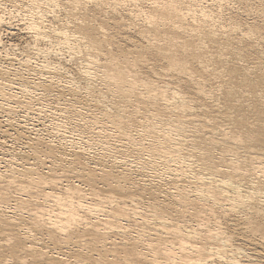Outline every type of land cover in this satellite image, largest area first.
Returning <instances> with one entry per match:
<instances>
[{"label": "bare ground", "instance_id": "obj_1", "mask_svg": "<svg viewBox=\"0 0 264 264\" xmlns=\"http://www.w3.org/2000/svg\"><path fill=\"white\" fill-rule=\"evenodd\" d=\"M9 1L12 18H25L22 34L28 35L29 42L25 41L20 55L13 52L17 45L10 46L12 51L0 50V262L208 264L213 257L225 260L224 247H228L231 264H244L236 258L243 251L231 245L233 238L221 228L222 224L206 231L198 228L185 231L183 221L176 219V222L171 213L176 205L178 210L174 212L180 217L187 209L193 211L190 214L193 216L203 214L198 204L210 193L234 204L245 203L250 213L243 212L244 224L264 241V217L260 215L264 212L254 198L256 194L264 195L260 183L242 193L235 187L242 159L240 162L236 158L227 171L217 170L210 161L211 149L220 146L228 153L247 152L264 166V91L256 89L264 83V55L252 67L241 64L253 43L262 44L264 54V22L247 23L236 14L224 20L230 26L227 30L222 26L223 5L214 4L223 0H210L206 5L203 0H150L145 9L138 4L142 0ZM127 1L138 2L134 18L142 17V22L135 25L136 34L147 46L139 42L132 48H124L116 42V31L125 26V18L117 9ZM257 1L264 9V0ZM2 6L7 7L5 0H0ZM4 20L0 14V26ZM215 23L219 29L211 25ZM236 32L241 34L237 36ZM0 45L4 46L1 37ZM29 50L35 51L38 58H29L26 55ZM64 52L68 57L81 56L84 66L78 72L80 79L63 80L65 75H58L60 70L68 71L62 64ZM156 59L165 61L166 73H177V83L161 86L149 77L155 69L147 70V63ZM209 72L213 79L219 80L223 107L236 109L232 104L239 101L241 93L246 94L248 102L255 100L263 106L257 110L255 104H249L246 112L250 117L233 109V117L228 116L232 128L224 129L219 140L204 138L202 129L214 122L211 124L206 106L197 105L193 99L196 94L188 89L190 83L194 84L197 94L204 95L202 79ZM149 91L155 95L148 100ZM168 91L173 93L171 97ZM82 93L93 103L88 116L82 107H77ZM157 97H163V101L159 102ZM198 106L203 107L199 112ZM34 111L56 120L54 123L49 119L51 137L49 133L47 138H42L44 134L36 137L38 130L33 123H14L15 115L22 113L28 117ZM200 116L204 119L196 121ZM245 117L257 124L245 128ZM190 125L191 136H184ZM90 128L93 133L85 134ZM130 129L135 131L134 135L128 134ZM116 131L126 137L127 146L144 150L146 160L137 156L133 161L128 157L118 161L116 154L121 151L113 148L109 140H98L100 148L94 151L80 135L94 139L100 135L111 140ZM6 136L25 141L24 154L6 148ZM176 139H185V145ZM5 157L8 159L4 160ZM29 158L32 162H28ZM47 161L50 165L45 167ZM156 162L164 165L161 173L167 174L161 181L169 180L172 187L176 185L175 179L181 177L199 183L195 184L197 187L194 185V191L188 190L193 196L188 191L186 194L177 191L175 196L168 195L159 202L151 193L157 191L153 185V188L136 185L139 176L136 174L154 168ZM193 166L200 171L196 172ZM259 170L264 179V167ZM229 190L235 191L234 197H228ZM233 208L230 205L222 214ZM214 217L220 220V215ZM132 219L139 224L135 236H131ZM156 228L167 231L171 239ZM114 236H120L121 240L115 242ZM38 237L40 245H36ZM62 248L70 250L67 254L73 255L72 262L69 255L60 252ZM92 251L97 252L96 259L89 255Z\"/></svg>", "mask_w": 264, "mask_h": 264}, {"label": "rangeland", "instance_id": "obj_2", "mask_svg": "<svg viewBox=\"0 0 264 264\" xmlns=\"http://www.w3.org/2000/svg\"><path fill=\"white\" fill-rule=\"evenodd\" d=\"M5 1L7 3V7L2 6L0 8V14H2V16H4V19H5L4 23L2 24L3 26L2 25H1L2 27L0 26V29H1L0 30L1 31L0 37H1L2 43L4 45L3 47L0 45V50H3V49L6 50L8 48V51H9V49H11V51H12L13 47H10V46L17 45V46H15L16 49H14L13 52H15L16 54L20 55V54L23 53V51L21 49H24V47L27 44V43H25V41L29 42L28 35L22 34L24 32L22 24L24 23V19L25 18L24 17L12 18V16L14 14H12L13 11H12V8L10 7L11 3H10L9 0H5ZM130 2L131 1H127L125 6L119 7L117 9L118 12L120 13V15L123 18H125V26L120 27L118 29V31H116V32L119 33V34L118 33L115 34V37H116V40H117L116 42H118L120 45L122 44V46L124 45L123 46L124 48L125 47L126 48H132L133 45H137L136 43H139V42H141L142 45L144 44L143 46H147L146 42L145 41L142 42L140 37L137 36L138 34H136V26H138L142 22V19H141L142 17L140 18V20H139V16H136V17H138L137 19L134 18L135 15H136V13L134 11L136 9L135 8V4L138 3V2L134 3L132 1V4ZM150 2H151L150 0H142L138 4H141L142 5L141 7H143L145 9V7H147ZM203 2H205V5H206V4H210L211 1L210 0H203ZM219 2H221L222 5H223L222 6V10H223V23H222V26H225L227 30L230 29V26L228 25V22L227 21L224 22V20H226L229 16L232 17V16H235L236 14H238V16L240 18L239 20H242V21L247 22V23H252V22L262 23V22H264V11H263L264 9L259 6L257 0H223V1H216L214 4L217 5V3L219 4ZM212 9H213L214 12H216L215 11L216 10L215 7L212 6ZM130 10H132V11L130 12ZM229 11H231L232 13H230L229 15H225V12H229ZM128 12L130 13V15L128 14ZM131 13H132L133 17H131ZM7 19H8V21H7ZM5 22H6V24H5ZM9 22H11V23H9ZM128 23L130 25H128ZM9 25L10 26L12 25V26L10 27ZM211 25L212 26L214 25V27L217 28V29H219V27H220V26H218L217 23L211 24ZM115 29H116V27H115ZM240 34H241L240 32H236L235 35L239 36ZM263 37H264V35H263ZM118 39H120V40H118ZM208 44H209V42H208ZM208 44H207V46H210V47L212 46V44H209V45ZM262 49H263V45L262 44L258 45L257 43H253L252 46H250L249 54L247 56V59L245 58L246 60H245L244 64L239 62V61H237V60L236 61L239 62L238 64L241 63L244 66H251L252 67V66H254V64L256 65V63H258L263 58V56H261V55H264L263 52H262ZM64 51L66 52V49H64ZM26 55L27 56L29 55V58H31V57L33 59H37L38 58V56H36L35 51H33V50L27 51ZM54 60L57 61V58L56 59L54 58ZM153 61H150V63H147L148 65H147L146 69L148 70L149 68H152V67H153L152 70L155 69L154 71H150V69H149L150 74H151L149 77L152 80H154L155 82H158L156 84L161 85V86H165L166 84H170V86H172V85H174L175 82L177 83V81H179L177 79L179 77L178 75H176L177 73H175V72L166 73L165 72L166 71V69H165L166 68L165 67L166 66L165 65V61L162 62V60H161V61L158 62V59L153 60ZM62 62H63L62 64L65 65V67L68 69V71H67V73L64 70H60L58 72V75H61V76L65 75L61 79H63V80H71L72 77L75 78V80L80 79L78 72H79V70H83V66H84V65L81 64V56L80 55H76L74 57H68L67 54L65 53L64 56L62 57ZM73 62H74V64H72ZM151 72H154L155 74L151 73ZM206 74H208V75H206ZM206 74H205L206 77L204 76V79H202L203 80L202 81V86H203V89H204V92H205L204 95L197 94V91H196L197 87L194 84L192 85L190 83L191 87H189L188 89H190L189 90L190 92L196 94L194 96V98H193V96H192V98L194 99L195 103H197V105H200V103H202V104H204L206 106L204 108H206L208 116L209 117L211 116L210 117L211 118V124H213V122H214V124L212 125L213 127L211 126V127L205 128L204 130L202 129V132H204V138L212 139V140H219L220 139V134H221V132L224 129L226 130V129L232 128L228 124V122L230 120L228 116L231 115V117H233V113H235L233 111H235L236 109L237 110H242V113H240V114H242V116L248 115L247 117H250L252 115H250V114H248L246 112L247 111L246 107L249 104H251V103L255 104L257 106V108H256L257 110L262 108L263 106H260L259 103L257 101H255V100L251 101V102H248L245 99L246 94L244 93L245 95L242 96V93L240 92L241 95H238L240 97L239 101L235 102L236 101L235 100L234 101L235 104H232L234 107H237L236 109L233 108L234 110L232 109L233 110L232 111L231 109L223 107V105H225V104L222 103V101H221V98L223 97V95H222V88H220L221 86L218 83L219 80L217 81L216 79H213V76L210 75V72L206 73ZM182 79L188 80L189 78L186 77V76H184V77L182 76ZM204 80H206V81H204ZM213 82H215V83H213ZM80 83L83 85L85 83V81L84 80H80ZM260 86H262V87H260ZM260 86L256 88L257 92L264 91V83H261ZM167 94L169 95V97H171L173 93L168 91ZM154 95H155L154 91L153 92L149 91V92L146 93V96H147L146 98H148V100H149ZM239 97H237V98H239ZM241 98H242V100H241ZM157 99L159 100V102L163 101L162 100L163 97H157ZM79 100H80V103L77 104V107H82L84 109L83 110L84 113L88 116L89 112H90V109H91V106L93 105V103L89 102L85 98V95L83 93L81 94ZM173 107L174 106H170L169 108L173 109ZM64 109H66V108H64ZM202 109H203V107H199L198 106V109H196V110H198L197 112H199ZM172 111L175 112V110H172ZM34 112H36V111H34ZM51 112L60 115V112L57 111V110H53ZM48 115L49 114H47L45 116L38 115V113L36 112L34 114H28V117H26L25 114H22V113L20 114L19 113V114L15 115L13 117V121H14V123H15V121H17V122H20L22 124L25 121L29 122V123H33L35 125V129L38 130V132L36 131L38 133V136H37V134L35 135V132H34L33 135H35L36 137H42L43 136L42 134H44V136L42 138H47L49 135L51 137V133H52V129H50V127H49V124L51 123V121L49 119H52V118H51V116L48 117ZM138 116L141 117V115H138ZM80 117H82V116H80ZM247 117H245L246 118V121H245L246 122L245 123L246 126H245V128L246 127L247 128H253V125H255L257 123H255V121H253V119H250V118L248 119ZM53 118H56V117L54 116ZM203 119H204V117L200 116V117H197L195 120L196 121H201ZM52 120H53L54 123L56 122L55 119H52ZM251 124H253V125H251ZM191 131H193V130H191V125H190L188 128H186L184 136H191V134H192ZM48 133H49V135H48ZM91 133H93V132H92V130L90 128V131L88 133H85V134H91ZM112 133H114V132H112ZM85 134H80V135L85 137V140L88 141V143L90 144V146L93 148L94 151H97V149L100 148V144H99L98 140H100L101 142H106V141L109 140L110 142L108 141V143L109 144L111 143L112 145H114L113 148H116V150L118 149V150L121 151L119 154H116V157H117L118 161L125 160V157H128L130 161H133L134 160L133 157L137 158V156H139L141 158V160H146V157H147L146 152H144V150H139L138 148H133L132 149L130 146H127V141L125 139L126 137H124L123 134H120L119 131H116L113 134V137H111V140L110 139H104L100 135L98 137H95V139H94V138H92V137H90L88 135H85ZM128 134L134 135L135 131L130 129V132ZM35 136H33V137L35 138ZM68 136H70V134ZM6 137L9 138V136H6ZM8 138H6L7 140H5V137L4 138L2 137L3 140L7 141L6 143H7L8 146L5 145V147L6 148H12L13 150L15 149V151L18 152V154L21 153L20 155L24 154V149L23 148L24 147L26 148V146H27V144H24L25 141L24 142L14 141L12 139L13 136H12V138H9V139ZM76 138L77 137H74V139H76ZM90 140H94V143H92ZM176 140L177 141H182L181 142L182 145H185V141H186L185 139H176ZM17 142H18V144H16ZM75 142H77V141H75ZM79 146H83V145L81 144ZM216 146H218V145H216ZM215 148H217V149H215V150L211 149L212 151L210 150L211 151L210 152L211 155L210 154L209 155L211 156L210 157L211 164L215 168H217V170L227 171L229 164L234 162L236 158H238L239 161L242 159L241 160L242 162L240 161L241 165H242L241 166V170L239 171V175L240 176H238L239 178L235 179L236 180V186L235 187L239 191H241L242 193L249 192L251 187L256 186V184H258V183H260V185L264 189V179L262 178V174L259 172L260 171L259 168H262L264 166L261 167L259 160L258 161H254V160H256L254 157H251L249 155V153H247V152H245V154H244V152L242 150H238V151H236V153H228L227 151H222L220 146L215 147ZM18 149H20L19 150L20 152L17 151ZM99 150H98V152H99ZM248 152H250V151H248ZM246 153H247V157H246ZM241 154H243V155H241ZM107 158H108V156L105 157V160H107ZM243 158L246 159V160H243ZM252 158H254V159H252ZM7 159H8V157L4 158V160H7ZM29 159L30 160H28V162H30V161L32 162V159L31 158H29ZM244 161H245V163H244ZM250 161H252V162H250ZM49 165H50V162L47 161L45 163V167H48ZM169 166L170 165H167L166 169H168ZM214 167L212 169H214ZM163 168H164V165L162 163L156 162L155 165H154V168L144 169L141 172V174L138 172V174H136V175H139V176H136V180H135L136 185L137 184L138 185H142L143 184V185H146L148 188H149L150 185L151 186L153 185L155 188H157L156 193L153 190L151 191V193L153 192L158 197V201L159 202H161L164 199H166L165 197L168 196V195L175 196V193L177 191L180 192V193L182 191H183L182 193H185V192L187 193L188 190L192 191V189L194 191V188L197 187V185H199V183L195 182L192 179L191 180H187L186 178L182 179L183 177H181V179L180 178H178L177 180L175 179L176 185L173 184L174 187H177V190H176V188H174L170 184H168L169 180L166 179L167 182H164V181H166L165 179H164V181H161V179L167 177L166 176L167 175L166 172H163L164 175L161 173L163 171ZM193 168L195 169L196 172L199 169V168L197 169V167H195V166H193ZM199 171L200 170H198V172ZM203 174H206V173H203ZM195 184H197V185H195ZM194 185H195V187H194ZM153 186L151 188H153ZM178 189H180V190H178ZM210 189H211L210 192H212L213 189L212 188H210ZM172 192H174V193H172ZM191 193L188 194L190 197H192L193 194H194V193H192V194ZM176 194H178V193H176ZM230 196L234 197L235 196V191L229 190L228 191V197H230ZM254 198L260 205H262L261 207H259V206L258 207L261 208L262 211L264 212V204H263L264 195L262 193L261 194H256ZM240 204L241 205L234 204L231 201H229L227 198L217 197V195L213 196L210 193L207 198L202 200V203L200 202L198 204V208L200 206H202V207H200V208H202V210H200V211H204L203 214L193 216V215H190V214L193 213V211L187 209L186 210L187 213H185V215L184 214L181 215V217H180L179 214L174 212V211L178 210L177 206L175 205V208L172 207V209H174V210L172 211L171 215L173 217H175L174 218L175 221H176V219L179 222L183 221L184 225L187 227V229L185 231H190L191 228H194V229L198 228L199 231H206L207 228L208 229H212V228L215 229L217 227H214V226H218L217 224H219V223H220V225L222 224L221 228H223L224 230H227V232L230 233L232 238H233L232 242H231L232 243L231 245H233L235 248H241V250L244 252V253L243 252L239 253L236 256V258L240 259V261L243 262L244 264H264V241H263V238L260 236V234H258L256 232L253 233L252 231H250V227L244 224V221H243L244 219L243 218H245V217L243 215V212L250 213V211L248 209L249 207H247V205L245 203H240ZM230 205L234 206L233 210L226 212L225 215L222 214V212L224 210L229 209ZM175 209H177V210H175ZM143 210H145V209H143ZM214 214H216L218 216L220 215V217H219L220 220H216L215 217H214ZM260 215H262L264 217V214L260 213ZM183 216L185 218H183ZM99 218L100 219H104L102 216H99ZM184 219H186L187 221H184ZM132 220H130V221H132ZM133 222L136 223L134 220L131 222V226H132L131 227V229H132L131 230V236H135V233H137V231L139 230V228L136 226V225H139V224H137V223L134 224ZM156 229L161 231L163 236H165L166 238L171 239V235L170 234H168V235L166 234L167 231L161 230L160 228H156ZM114 237H115V239H113ZM114 237L112 238V240H115V242H118V241L121 240V238H119L120 236H114ZM38 241H40L39 237L36 239L37 243L36 242H33V243L34 244L36 243V245H40L42 242L40 241L41 243L40 242L38 243ZM207 248L210 249L211 247L207 246ZM72 249L74 251L77 250L74 247ZM73 250H71V251H73ZM96 250L99 251L100 248H98ZM224 250L227 253L226 254L227 257L223 258L225 260H221L222 258L218 260L217 257L216 258L213 257V259H210L208 261L209 262L208 264H213V263L214 264H231L232 261L228 260L231 257L230 252H229L230 248H228V247L225 248L224 247ZM67 251L70 252V250H67L66 248H62V250L60 252H62V254L64 253L65 256L69 255L68 259H69L70 262H72L73 261V258H72L73 255L72 254L70 255L71 252L70 253L68 252V254H67ZM89 255H91V257L93 259L97 258V252L96 251L90 252ZM70 258H72V259L70 260ZM226 258H227V261H226ZM27 260H29V259H27ZM107 260L108 261L111 260V257H109ZM212 260L215 261V262H213ZM0 263L4 264L2 262V260H1ZM88 263L89 262H87L86 264H88ZM91 264H93V263H91ZM109 264H112V262L109 263ZM115 264H117V263H115ZM147 264H149V263H147Z\"/></svg>", "mask_w": 264, "mask_h": 264}]
</instances>
